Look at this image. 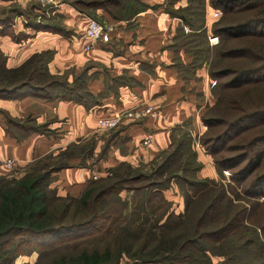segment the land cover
<instances>
[{
	"label": "trees",
	"instance_id": "trees-1",
	"mask_svg": "<svg viewBox=\"0 0 264 264\" xmlns=\"http://www.w3.org/2000/svg\"><path fill=\"white\" fill-rule=\"evenodd\" d=\"M105 0H72V4L84 11L82 7L91 8L96 12L97 7H103L113 17L128 18L135 12L143 10L148 5L144 4L142 0H136L137 5L131 3L121 4L120 8L125 11L123 13H112L110 9H107L103 2ZM107 1V0H106ZM206 1L212 5L214 10H217V19L212 21L211 30L213 34L218 35L221 39L218 40V45L211 47L207 39V27L205 13ZM112 3L120 4L118 0ZM172 2H169V4ZM238 5L235 9V6ZM159 6V5H158ZM186 13L176 15L175 11L169 9L168 6H163V10L168 12L171 16H178L177 30H183L179 33L180 42L177 44L175 33L172 36V43L170 46L179 54L180 49L182 51L191 52L194 56V62L189 64H180V62L173 61L175 67H177L180 74L182 71L189 72L187 70L192 66H199L200 63H195V57L199 59L200 55L204 53L209 56V49H215L214 58L209 63V74L217 79L215 90L216 100L211 106L218 108V105L225 103V95H229L231 89H236L241 86L242 82H257L261 78L248 80L250 76H253L255 72L264 68V57L258 59L251 54L255 63L251 66H244L239 69H234L230 62L220 63L223 58H239L247 56L249 54V46H229L226 43L225 37L227 36H243L251 35L254 38L251 44V52L264 51V0H187ZM239 10H248L247 15L239 16L234 15L228 18L222 17L228 13H235ZM54 13V11H52ZM225 12V13H224ZM250 12V13H249ZM54 17L42 18L36 25H45L51 30L62 33L63 27L58 25V14ZM88 14V13H86ZM196 17L193 19L192 15ZM90 15V14H88ZM236 16V17H235ZM226 18V19H225ZM238 19V20H237ZM55 20V21H53ZM11 21L9 15L0 18V24L8 25ZM188 25L190 30L185 32L184 26ZM251 29V30H250ZM84 34V31L81 35ZM13 38H16L12 34ZM259 39V40H257ZM112 40V36L110 38ZM109 40V41H110ZM107 42H100L98 45L107 44ZM84 43V37L81 40ZM206 43V45H205ZM216 43V44H217ZM257 43V44H256ZM204 44V46H201ZM255 44V46H253ZM263 45V49H261ZM254 47V48H253ZM261 49V50H258ZM256 53V52H254ZM53 51L51 49H43L33 52L23 62L16 66H5V55L0 49V96L5 98H13L24 95H35L46 98H65L72 100H80L83 104L87 105L90 98V91L86 86V72L82 69L80 72L72 75L71 80L68 79L66 71L63 72H51L48 69V62L52 57ZM176 56V55H175ZM206 59V58H204ZM260 60V61H259ZM230 65V66H223ZM179 74V75H180ZM229 76L225 81H220V78ZM183 79L188 78L184 73L181 75ZM56 85H59L62 90L56 89ZM60 90V91H59ZM212 90V89H211ZM228 101V100H227ZM236 103V102H235ZM234 102L229 101L226 104L228 108L227 112L232 113L231 117L224 119L216 117L215 115L202 116L201 120L207 122L208 125L213 126L219 123L226 124V130L218 132L215 135L204 137L201 142L205 145L207 150L213 154H216L219 149L215 148L216 144L221 141H226L231 138V134L227 130L234 129L235 126L242 120H245L249 116L264 112V106H255L252 110H245V108L238 109V106ZM238 109V110H237ZM234 110V111H233ZM235 110L236 113H235ZM234 112V113H233ZM121 120L116 127L122 123ZM8 128L14 129L16 127L15 122H18V130L27 131L29 129V120L26 118L17 120L13 117L8 119ZM191 123V118H187L181 123L176 124L170 131V142L168 148L162 149L156 156L149 161H154L160 158L163 153V159L157 164L160 169L171 171L170 163L173 159H178V151L181 145L187 144L188 152L191 153L194 164L192 168H188L184 165L178 164L176 168L181 171L196 170L199 167L196 151L191 150L189 147L192 144L191 135L187 127ZM180 124L184 125L185 129ZM180 133L179 138H175V135ZM18 132V131H17ZM19 133V132H18ZM20 136V134H18ZM107 138V139H106ZM106 140V141H105ZM106 143L108 144V136L104 135V142L101 144L99 156H104L106 152ZM97 144V139L92 137L83 142L77 147V151H68L67 148L56 159H50L43 162L36 161L34 164L29 165L27 169L22 172L21 175H0V264H13L14 258L18 255L22 246L25 243L34 241L36 243L46 245L48 240L53 236H58L61 232H72L75 227L79 226V229L84 228L83 235L86 232H90L91 228H97L100 222L106 219L109 223V229L106 231L112 235L110 239L112 244H105L103 248L94 246L93 248L81 249L77 254H73L71 258L65 259L63 255L53 260L55 264H119L122 258H127L126 264H144L146 262H158L159 264H215L210 254H213L210 247L206 244L207 241H214L215 245L220 246V253L224 257L225 261L221 264H243L240 260L236 259L238 254L244 250L249 244H245L242 240H239L243 235L244 229L251 227L242 226L240 222L241 215L244 213L243 208H232L230 205V198L226 195L223 185L217 184L213 178H205L199 180L194 176L193 180H182L183 183L190 188V190H197L201 186L202 189H207L210 199L204 205L202 210L193 218L186 215V208L183 212L175 215L177 223L180 227L177 229L170 228L169 214L163 213L157 218L156 223L149 225L146 229L141 227L144 239L141 244L135 247L134 232L124 228L123 224L126 222L125 211L129 206V200L127 196H122L120 192L123 189L139 191L143 188L150 186L155 188L157 185L154 181L149 185H130V182L136 181L141 178L142 173L138 176L131 175L129 172L132 169L126 167H136L141 165H132L129 162L121 161L116 165L110 167L107 171L110 174L100 176L97 178H91L84 189L78 195L65 194L60 195L52 191L49 187L50 173L60 167L68 166L71 164L70 157L79 156V164H84V159L89 155L94 154V147ZM228 149L235 148L237 145H227ZM192 147V146H191ZM169 150V151H168ZM251 160V155H248ZM247 154L241 153L236 156H220L215 158V165L217 168L223 166H234V162H240L246 159ZM254 158V164L251 163L248 166L243 165L236 171L231 173V178L238 181L236 177L237 173H243L244 179L254 171L255 166L260 163L261 157L259 153L252 155ZM233 159V163L230 160ZM185 162V161H184ZM174 164V163H172ZM122 165H127L123 171H114ZM169 165V166H168ZM168 166V167H167ZM174 172V171H173ZM171 172V174L173 173ZM177 174V173H176ZM177 176V177H176ZM179 176V177H178ZM173 178H180L177 181L180 183L181 175H174ZM264 177V173L255 175L253 177V183H256L259 178ZM184 178V177H183ZM251 184V182H250ZM214 187H217L216 192H212ZM248 194L254 195L251 192V185L244 189ZM52 193V194H51ZM190 195L185 194V204H187ZM226 204V207L220 213L217 208L221 204ZM219 212L220 224L216 227H201L203 222L209 217L214 215V212ZM165 218H163V216ZM260 218V217H259ZM257 220V224L260 228V232L264 233V220ZM159 226L161 229L155 231V227ZM235 229V237L237 242L235 243L234 250H231L230 243L223 246V238L218 237L220 232L224 228ZM97 229L96 231H98ZM82 231H80V234ZM89 234V233H87ZM252 234L257 237V231L252 229ZM258 238H256L257 240ZM50 243V242H49ZM234 245V244H232ZM254 248L251 251L255 256L260 257V260L256 264H264V243L256 241ZM262 255V257H261ZM40 264V263H35Z\"/></svg>",
	"mask_w": 264,
	"mask_h": 264
},
{
	"label": "crops",
	"instance_id": "crops-1",
	"mask_svg": "<svg viewBox=\"0 0 264 264\" xmlns=\"http://www.w3.org/2000/svg\"><path fill=\"white\" fill-rule=\"evenodd\" d=\"M57 1L51 11L57 12L58 25L64 29L62 33L43 24L36 25L39 18L13 19L6 26L0 24V49L5 55V66H16L35 51L51 49L48 69L51 72H63L69 67L73 72L81 67L85 69L90 98L85 105L80 100L59 97L0 96V175H21L36 161L54 160L66 148L78 147L96 138L95 134L102 132L97 127V118L111 111L143 102L155 104L159 109L153 115L128 118L108 131L105 155L93 163L79 164L80 157L74 156L72 165L50 173L54 178L49 180L48 187H53L56 194L78 195L91 178L102 176L117 163L126 161L138 165L158 154L169 144L173 126L189 117L194 122L196 104L173 64L176 52L170 44L177 17L158 5L137 11L128 18L105 12V18L114 25L112 40L84 49L81 43L84 28L80 29V20L84 22L87 16H83L72 0ZM98 13L101 14L99 10ZM9 30L22 31V36L13 38ZM179 54L186 61V53L179 51ZM9 117L27 118L32 123L25 132L18 130L17 121L14 129L8 128ZM148 134L150 139L144 142ZM102 143L97 140L95 153ZM4 158L14 159L16 167H7L2 162Z\"/></svg>",
	"mask_w": 264,
	"mask_h": 264
},
{
	"label": "rangeland",
	"instance_id": "rangeland-1",
	"mask_svg": "<svg viewBox=\"0 0 264 264\" xmlns=\"http://www.w3.org/2000/svg\"><path fill=\"white\" fill-rule=\"evenodd\" d=\"M115 0H105L103 2V5L112 11V13L116 14H125V11H123L120 8V5L132 3L137 5L136 0H118L119 5L112 3ZM144 4H147L148 6L144 9H147L151 6L155 7L156 5H159L162 9L163 6H168L169 9H172V11H175L176 15L186 13V2L187 0H143ZM198 1V0H197ZM169 2H172L169 4ZM203 6H205V19H206V27H207V39L209 41L208 35L213 34L211 30L212 21L214 19L219 18L220 16H217V13L212 9L213 6L206 1V3H203ZM238 5L235 6V9H242L237 8ZM52 8H55L53 6ZM44 5H40L37 2H34L33 0H0V18L3 16L11 17V21L13 19H19V20H34L36 18L42 19V18H48V17H54L56 16L57 12H52L51 9ZM84 11H81L83 16H87L85 21L80 20V29L83 27L85 29L87 21L89 18H96L101 22H110L109 19L105 18V12H108L103 7H97L96 12H94L91 8L82 7ZM98 10L101 14L98 13ZM248 10H239L235 13H228L225 14L222 17H234V15L239 16L238 19L244 17H240L241 15H247ZM86 13L90 14L89 16L86 15ZM225 13V12H224ZM250 13V12H249ZM38 14L41 16H38ZM103 15V16H102ZM235 16V17H236ZM179 18L178 16H175ZM196 17L195 14L192 15V18ZM225 18V19H226ZM237 19V20H238ZM55 21V20H53ZM180 21V18H179ZM113 23V22H112ZM185 32H188L190 30V27L188 25L184 26ZM11 29H14L11 28ZM83 29V31H84ZM251 30V29H250ZM183 30H177L174 29V34L176 35V42L177 44L180 42L179 40V33H181ZM192 31V30H190ZM12 34L16 37L22 36V31H12L9 30V35L12 37ZM220 38L218 37V40ZM173 40V39H172ZM221 40V39H220ZM254 38L251 37V35H239V36H227L225 37V41L229 46H249V54L247 56L239 57V58H223L220 63L230 62L232 66H234V69H239L244 66H251V64L255 63V60L253 61L252 55L258 54V59H261L260 57H264V51H257V49H254L255 51L251 52V44L253 42ZM259 40V39H257ZM218 42V41H217ZM216 42V43H217ZM210 44L207 42L208 45L211 47H215L218 45L216 44ZM254 43V42H253ZM257 44V43H256ZM98 45V44H97ZM206 45V43H205ZM201 46H204L202 44ZM255 46V44H253ZM261 45V49H263ZM83 47V44H82ZM257 47V46H255ZM84 48V47H83ZM254 48V47H253ZM85 49V48H84ZM258 49V50H261ZM182 52V49H180ZM184 52V51H183ZM209 56L205 57L206 55L202 53L197 59L195 57V63H200L199 66L190 67L189 72L182 71L188 78L183 79V82L187 84L188 87V94L191 95V98L194 99V105L195 111L194 112V122L191 121L187 129H189V133L191 135L192 144L189 147L191 150L196 151L197 159L199 162V167L196 170L189 169L181 171L180 168L176 170L178 167V164L181 163V165H184L188 168H192V165L194 164V161L192 159L191 153L188 152L187 144L184 146L181 145L180 149L178 151V159L175 158L170 163V169L165 170L160 169L157 164L163 159L164 154L162 153L160 158L154 161H143L141 165H138L136 167H126L127 165H122V167L116 168L114 171H123L126 167L127 169L131 168V172L133 176H138L137 174L142 173V176L140 179L136 181L130 182V185H149L152 181L155 182L157 185L155 188H150V186L143 188V190L134 191V190H126L123 189L120 194L122 196H127L129 200V206L125 211L126 214V222L123 224L124 228H128L129 231L134 232L135 240L133 241L135 243V247L141 244L142 240L144 239L143 231L141 230V227H145L146 229L149 227V225L156 223L157 218H159L163 213L169 214V224H171L170 228L177 229L180 227V224L177 223L175 218V215L183 212L186 208V212H188L186 215H189L190 217H195L204 207V205L207 203V201L210 199L208 190L202 189L201 186L197 188V190H190L188 188L189 186L185 185L183 183L186 180H193L194 176L199 180H204L205 178H213L217 184H221L224 187L226 195L230 198L231 201L230 205L234 208H243L244 213L241 215L240 220H237V222H240L242 226H249L251 227V232L249 229H244L242 231V237L239 240H242L245 244H249L250 246H246L244 250H242L236 259L240 260L243 264H256L260 257H257L254 255V253L251 251V248L253 249L256 241H261L264 243V233L260 232V228L257 224V220L262 219L264 220V177L259 178V180L256 183H253V177L259 174L264 173V112H261L259 114H254L253 116L247 117L245 120L240 121L234 129L227 130L229 135L231 134V138L226 141H221L219 144L215 145V148L218 147L219 151L216 154H213L207 150L205 145L201 142V139L204 137H209L212 135H215L218 132H223L226 130L225 125L219 123L217 125L210 126L207 122H203L201 120L202 116L207 115H215L219 118L227 119L231 117L232 113H228L226 104L229 101L236 102L235 105L238 106V109L245 108V110H252L257 107L264 106V68H262L260 71L255 72L253 76H250L248 80L261 78V80H258L257 82H242L241 86H239L236 89L229 90L232 91L229 95H225L224 101L225 103H221L218 105V108H214L211 106L214 104L216 97H215V90L214 87H216V81L217 79L213 78L209 72V63L210 60L212 61L214 58L215 49H209ZM256 52V53H254ZM176 56L173 58V61L180 62V64H189L191 62H194V56L192 51L186 52V61L183 60L181 57V54H178V52L175 54ZM206 58V59H204ZM260 61V60H259ZM223 66H230V65H223ZM177 70V73L180 74L177 67H175ZM78 71H72V67H69L66 69V73L68 75V79L71 80L72 75L74 76L80 70ZM180 74V75H183ZM229 78V76H225L220 78V81H225V79ZM214 81V82H213ZM56 89L62 90L59 85H56ZM212 89V90H211ZM59 90V91H60ZM228 100V101H227ZM139 106H152L153 113L158 112V107L155 104H152L150 102L147 103H138ZM237 109V110H238ZM235 110V113L236 111ZM234 111V110H233ZM112 112V111H111ZM234 113V112H233ZM110 114V113H109ZM104 116V115H103ZM146 116V115H145ZM101 117V116H99ZM191 120L193 118L191 117ZM181 123V122H179ZM178 124V123H177ZM198 124V125H197ZM181 127L184 125L180 124ZM98 127V125H97ZM116 127V126H115ZM115 127L109 128V129H100L102 132L96 133V139H100L101 143L102 140H104V135L112 130L115 129ZM181 129H185L184 127ZM179 131L178 134L175 135V138H179L181 135ZM180 135V136H179ZM145 140V138H144ZM198 142V144H196ZM99 143V142H98ZM227 145H237L235 148L228 149L229 146ZM169 144L165 147L168 148ZM164 149V150H165ZM68 151H77V147H72L70 149H67ZM161 151V150H160ZM159 151V152H160ZM169 151V150H168ZM63 152V151H62ZM99 152H94V154L89 155V159H84L85 164H91L95 160H97L99 157ZM162 152V151H161ZM241 153H245L248 155L246 159L241 160L240 162H234V166H223L221 168H217L215 165V158H218L220 156L224 155H232L236 156ZM255 153H259L261 160L258 166H255L254 171H252L250 174L247 175L244 179L242 178L243 173H237L236 177L239 178L238 181H235L231 178V173L236 171V169H239L243 165L248 166V164L251 163V166L254 164V158L252 155ZM59 153L58 155H60ZM157 155V154H156ZM155 155V156H156ZM154 157V156H153ZM152 157V158H153ZM4 158L2 162L4 163ZM11 159V158H10ZM49 159H44L50 160ZM72 157L69 158V161L72 162ZM14 160V159H13ZM15 161V160H14ZM74 162H77V159L73 160ZM185 161V162H184ZM233 159L230 160L231 163ZM142 162V161H141ZM174 163V164H172ZM17 164V162H16ZM72 165V163L70 164ZM169 166V165H168ZM167 166V167H168ZM8 167V166H7ZM16 167L15 165L9 168ZM108 170V169H107ZM174 171V172H173ZM171 172H173L171 174ZM110 171H106L102 176L106 174H110ZM177 173V174H176ZM174 175H181L182 179L179 183L177 180L180 178H173ZM98 177V176H97ZM177 177V176H176ZM179 177V176H178ZM184 177V178H183ZM53 179L54 175L51 177H48V179ZM253 179V180H252ZM251 182V184H250ZM251 185V192H254L255 194H248L244 189ZM52 191L55 192V189L52 187H49ZM217 187H214L212 192H216ZM52 194V193H51ZM185 194L190 195L189 199L190 201L185 204ZM226 207V204H221L218 206L217 210L221 213L222 210ZM214 212V215L210 218L209 217L203 222L201 227H216L219 225L220 217L219 212ZM166 215L163 216L165 218ZM260 217V218H259ZM109 223L106 219L102 220L99 224V226L95 228H91L90 232H86L85 235H83L84 228L79 229L80 227H75V230L72 232H61L58 236H53L50 240H48V244L42 245L39 243H36L34 241H30L28 243H25L22 246V249L18 253V255L14 258L13 264H55L53 260L57 259L59 256L63 255L65 259L71 258L73 254H77L81 249L83 248H93L94 246L103 248V246L107 243L109 245L112 244V241L110 240L112 238L111 234H108L109 232L106 231V229H109ZM99 229L98 231H96ZM161 229L159 226L155 227V231ZM252 229H255L257 231V237H254L252 234ZM80 231L82 233L80 234ZM235 229H231L229 226L228 228H224L222 232L218 235V237L223 238V246L225 247L227 243H230L229 245L231 247V250H234V246H236L237 239L235 237L234 233ZM89 233V234H87ZM159 233V231H157ZM256 238H258L256 240ZM50 242V243H49ZM214 241H207L206 244L210 247L213 254H210L212 257V260L215 262V264H221L220 260L225 261L224 257H222L220 253V246L215 245ZM234 244V245H232ZM262 257V255H261ZM223 260L221 261L223 263ZM127 258H122L119 264H126Z\"/></svg>",
	"mask_w": 264,
	"mask_h": 264
},
{
	"label": "built area",
	"instance_id": "built-area-1",
	"mask_svg": "<svg viewBox=\"0 0 264 264\" xmlns=\"http://www.w3.org/2000/svg\"><path fill=\"white\" fill-rule=\"evenodd\" d=\"M34 2L44 5L48 8L56 6L57 0H33ZM217 13V11H215ZM114 25L111 22H101L96 18H89L84 29V43L83 47L85 49L92 48L100 42H107L112 36ZM209 43L214 44L218 41V35L210 34L208 35ZM214 82V81H213ZM152 106H139L138 104L132 107H127L123 109H117L112 111L110 114L101 116L97 118V125L99 129H109L115 127L124 118H139L147 115H153ZM150 139V134L145 137L144 142ZM198 144V142H196ZM4 164L8 167L16 166V161L10 158L4 160ZM97 175H94L96 177Z\"/></svg>",
	"mask_w": 264,
	"mask_h": 264
}]
</instances>
